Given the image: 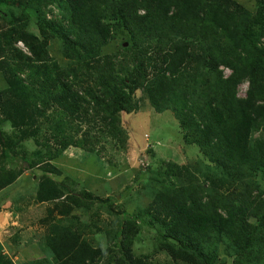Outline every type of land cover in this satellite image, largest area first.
Masks as SVG:
<instances>
[{"label":"trees","instance_id":"trees-1","mask_svg":"<svg viewBox=\"0 0 264 264\" xmlns=\"http://www.w3.org/2000/svg\"><path fill=\"white\" fill-rule=\"evenodd\" d=\"M254 1L0 0V190L38 168L34 200L53 203L43 219L48 254L23 264H152L135 252L144 224L175 262L264 264V0ZM118 37L122 52L104 54ZM140 98L172 111L205 159L162 160L148 205L121 214L113 197L60 180L53 160L72 145L96 152L100 137L83 122L98 120L124 144L123 115ZM98 204L117 214L107 246L86 236L82 219ZM0 264L16 263L0 248Z\"/></svg>","mask_w":264,"mask_h":264},{"label":"rangeland","instance_id":"rangeland-1","mask_svg":"<svg viewBox=\"0 0 264 264\" xmlns=\"http://www.w3.org/2000/svg\"><path fill=\"white\" fill-rule=\"evenodd\" d=\"M237 1L251 9L256 6L254 0ZM51 8L54 14L60 13L58 7L53 5ZM30 29L39 33L35 19L30 22ZM123 38L118 37L110 42L104 47L103 53L122 52ZM18 45L26 49L23 43L20 42ZM124 45L126 46V42ZM50 51L61 64L67 65L70 61L63 54L59 39L50 41ZM225 73L229 74L230 70L226 69ZM5 86L6 82L0 73V89ZM247 88L248 82L241 84L239 94L245 95ZM123 118L127 129V138L124 144L119 139L104 135L100 131L101 125L98 120L92 123L83 122V132L93 133L100 137V140L95 142L96 152H89L84 148L72 145L53 162L62 170L59 175L60 180L70 181L66 178L69 175L77 181L75 187L78 192L88 189L103 198L113 197L115 209L121 214L123 213L121 211H126L130 215L139 212L152 199L153 181H156L154 177L157 175L154 169L162 160L191 163L205 158L198 153L197 145L185 143L178 120L170 110L157 112L147 99L140 98V108L135 112L125 113ZM5 128L9 129V126H5ZM29 149L32 151L35 148L30 146ZM34 173L40 176L41 170L38 168L25 170L21 175L24 178L21 182L11 186L8 191L0 190V208H15L17 215L18 212H21L20 216H23L24 226L22 229L14 230L13 226H8L9 231L3 235L8 252H5L4 248L1 249V252L12 257L16 264L25 262L22 263L19 260V253L10 250V246L21 237L24 239L21 243L25 241L24 247L33 243L40 245L41 242L44 243L45 234L48 232L47 221H43V219L49 215L47 208L52 207L53 203L34 200L36 181H38L32 182L30 175L32 176ZM54 176L57 178V175ZM34 178L36 179V176ZM82 219L87 224L86 236L95 245H109L110 242L107 240L104 228L109 226L108 223L111 219H117L116 213L109 214L106 208L98 204L92 210L84 212ZM30 226H32V230L28 229ZM100 228L103 230L101 231ZM29 251L33 250L29 249ZM135 252L148 254L152 264H185L175 262L169 254L159 248L157 230L148 224L142 226L135 242ZM42 253L45 256L48 254L45 246H43ZM41 256L39 255V258Z\"/></svg>","mask_w":264,"mask_h":264},{"label":"crops","instance_id":"crops-1","mask_svg":"<svg viewBox=\"0 0 264 264\" xmlns=\"http://www.w3.org/2000/svg\"><path fill=\"white\" fill-rule=\"evenodd\" d=\"M22 179H24V178H22V176H21L15 183L4 188L3 191L4 190L8 191L11 188V186L21 182ZM32 180H33L32 182H34L35 178ZM11 209L12 208H7V209L0 208V248L1 249L4 248L5 252H8V251H6L7 248H6L5 243L3 241V237H4L3 235L9 231L7 229V227L13 226L14 230H17V229H22V226H24L23 216H20L21 212H18V215H17L16 211L14 210L15 208L12 210ZM28 229L32 230V226H30ZM22 240H24V239L21 237V239H18L14 244H12V246H10L11 249L9 248L10 250H12L14 252L19 253L18 258L22 263L27 262L29 260L39 258V255L40 256L42 255L41 257L45 256L42 253L43 246H44L43 242H41V244H40L41 246L39 244L37 245L36 243H33L30 246L24 247L25 241H23L21 243ZM29 249H31L33 251H29Z\"/></svg>","mask_w":264,"mask_h":264},{"label":"water","instance_id":"water-1","mask_svg":"<svg viewBox=\"0 0 264 264\" xmlns=\"http://www.w3.org/2000/svg\"><path fill=\"white\" fill-rule=\"evenodd\" d=\"M128 43L126 42V45H127Z\"/></svg>","mask_w":264,"mask_h":264}]
</instances>
